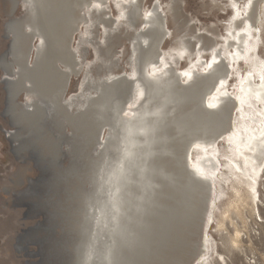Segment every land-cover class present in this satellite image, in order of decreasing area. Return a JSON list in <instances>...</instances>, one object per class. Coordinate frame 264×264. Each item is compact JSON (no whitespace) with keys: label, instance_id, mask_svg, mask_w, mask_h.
<instances>
[{"label":"bare ground","instance_id":"obj_1","mask_svg":"<svg viewBox=\"0 0 264 264\" xmlns=\"http://www.w3.org/2000/svg\"><path fill=\"white\" fill-rule=\"evenodd\" d=\"M21 1L26 13L18 18L12 14L20 1L10 0L5 29L11 39L0 55L1 82L6 85L4 108L16 128L7 137H14L15 146L20 147L25 134L26 139L38 141L52 159L59 143L45 131V112L69 121L60 96L79 63L80 55L70 43L79 24L86 22L85 14L105 33L103 40L92 42L91 23L83 35L82 43L92 46L98 58L100 42L106 43L111 24L117 23L114 30L126 25L125 30L137 31L140 38L131 43L132 74L113 73L109 82L100 83L101 93L85 98L86 107L87 100L76 115L80 123L70 129L75 132L72 139L79 140L86 135V116L92 117L97 109L101 114L112 110L114 132L107 129L109 140L102 135L97 143L103 144V152L105 147L112 149L115 157L104 159L102 164L109 166L88 197L89 207L97 203L96 215L82 211L85 224L78 232L86 236V242L85 248L80 246L83 251L76 264H185L191 249H196L192 264H211L206 255L214 251L210 228L217 206L212 196L206 207L202 205L206 193L225 194L226 185L231 190L228 199L246 193L254 204L264 175V57L260 54L261 48L264 53V0H224L230 10L229 21L223 24L226 35L199 31L195 43L180 38V47L161 53L157 50L169 31L159 1L143 13L140 0H92V9L89 6L94 3L88 0ZM84 5L87 10L81 15L78 10ZM112 5L118 8L117 18H112ZM178 54L189 61V67H176ZM205 54L212 56L211 63L207 64ZM242 61L245 74L240 72ZM229 76L238 80L231 90L223 86ZM20 93L24 98L18 103ZM115 93H120L115 104L105 106ZM116 98L127 99L118 102ZM224 214L223 210L217 215L216 226L224 225ZM238 242L236 232L230 243L236 247Z\"/></svg>","mask_w":264,"mask_h":264},{"label":"rangeland","instance_id":"obj_2","mask_svg":"<svg viewBox=\"0 0 264 264\" xmlns=\"http://www.w3.org/2000/svg\"><path fill=\"white\" fill-rule=\"evenodd\" d=\"M88 1L87 3H90V5L94 3L92 0ZM157 1L161 3L164 13L167 15L169 31L166 33L167 35H164V40L157 50L160 53L163 50L165 52H173L174 47H180V38H187L192 43H195L194 35H197L199 31L210 30L217 35H226L227 33L223 24H226L227 20L229 21L230 10L228 9V1L140 0L141 12L143 13L148 8H151ZM18 2L12 16L19 18L24 16L26 11L23 2L21 0H18ZM108 2L112 1L107 0ZM84 7L85 5L81 9L76 8V11L80 9L78 12L82 15L87 10ZM89 7L92 9V7H95V3ZM9 9L10 0H0V55L8 48L11 39L5 29ZM94 12L93 14L96 16L98 13L97 11ZM112 14V18H117L119 15L118 8L114 5H112ZM85 19L86 22L79 24L78 30L73 34L70 43L72 44V50L76 49L77 55H80L79 63L76 64L77 66L74 65L73 71L70 72L68 86L63 95L60 96V103L64 105L62 107H65L68 111L69 121L68 123L63 122L59 115L52 117V114L48 115L49 113L45 112L48 117L45 121L46 126H44L47 130L44 129L51 136L52 141L59 143L58 152L55 153L56 159H52L44 153L40 149L39 145L41 146V144L38 141L26 139L25 134H22L20 138L22 142L20 147L15 146L18 141L14 137H7L8 131L16 128L12 123V119L5 112L6 85L1 82L3 80L1 79L3 71L0 69V264H76L77 256L83 251L81 247L85 248L86 236L78 232L79 227L81 228L85 224V220L81 216L86 212H93L92 214L95 213L94 216L96 215L97 203L89 207V199L93 195L94 188L102 172L109 166L106 162L105 166L102 164L104 159L107 156L110 157V160L115 157V152L112 149L105 147L107 151L103 152V144L99 145L97 143L102 140V135L109 140L110 134L114 132V129L111 130L113 128L111 126L113 116H110L112 115V110L108 109L105 111L106 113L103 112L101 114V110L97 109L93 114L94 116L92 115L93 118L89 115L86 116L88 119L86 118L85 120L87 121H84V123H88V126L85 124L87 131L83 134L86 135L79 140L72 139L71 135H75V132L73 133L70 129H73V123H80L77 114L84 109L80 108L83 102L92 98L95 94L97 96V93H101V84L105 83L106 80H110L115 74L123 76L132 74V59L134 55L131 43L140 39L135 35L137 31L135 32L131 28L125 30L124 27L126 25H120L118 29L114 30L117 23L111 24L112 31L108 36L110 39L107 38L108 42L106 39V43L101 41V44L100 42L99 48L101 50L99 49V51L101 52L99 54L101 56L98 58L92 46L82 43L84 40L83 35H87L86 28L90 27L91 23L93 33L90 37H93L92 42L103 40L105 33H103V30H99L101 25L95 19L89 21V17L86 14ZM262 22L264 23V18ZM138 27L142 28L141 24ZM261 28L264 45V24L261 25ZM130 37L132 40H130ZM135 37L137 39H134ZM111 43H114L112 47L110 46L112 45ZM107 46L111 48L109 47V49ZM261 50L260 54L264 57V53ZM207 58L209 56L205 54L204 59ZM153 59H155V56ZM177 59V68L190 66L188 60ZM114 63L117 64L115 65ZM245 68L246 65H242L240 72H244ZM113 73L114 75L112 76ZM178 73L176 71L177 75ZM229 82L230 85L233 82L234 84L236 83L231 76ZM85 85L88 86L86 87ZM85 89L88 90L85 91ZM125 89L127 90L126 87ZM118 94L115 93L110 96L106 103L104 102L105 106L115 104V97ZM61 97L65 98L66 102L61 100ZM23 98V93H20L16 97V101L18 103L23 102ZM126 99L116 98L118 102H121V100L125 102ZM87 102L88 100L83 105H87ZM65 103H68V105H65ZM78 107L80 108L79 110ZM96 107L100 108L99 105ZM125 114L126 112L123 113V115ZM94 119H98V124L94 122L96 121ZM68 124L70 125L68 126ZM107 129L110 130V134L107 133L109 132ZM94 132L95 140L91 142L90 136ZM224 192L225 194L220 193L217 196L210 195L208 192V194L206 193V197H208L206 202L202 203L206 207L208 200L211 199V197L209 199V196H212V202L217 206L213 209L215 211L213 215L214 224L210 228V237L213 238L212 242H214L215 245H213L216 248L214 249L213 247L214 251H210V255H206V257L208 256V261L212 262L211 264H223L220 259H217L219 256L216 255V252H218L221 254L224 264H264V175L259 182V196L254 201V204L247 198L246 193L228 199L231 190L229 187L227 189L226 185ZM229 200L231 204L228 203ZM256 201L258 205L255 204ZM223 210L225 211L224 225L219 227L215 225V222L218 220L217 215ZM80 212L82 215H80ZM93 222L95 223V220ZM236 232L239 245L237 244L235 247L230 243V239L235 236ZM81 239L84 242L80 241ZM195 253L196 249H191L187 253L185 264H192Z\"/></svg>","mask_w":264,"mask_h":264},{"label":"water","instance_id":"obj_3","mask_svg":"<svg viewBox=\"0 0 264 264\" xmlns=\"http://www.w3.org/2000/svg\"><path fill=\"white\" fill-rule=\"evenodd\" d=\"M198 176V174H196Z\"/></svg>","mask_w":264,"mask_h":264}]
</instances>
